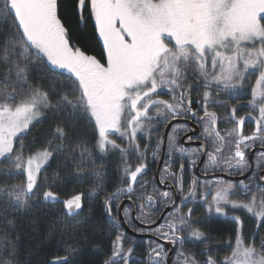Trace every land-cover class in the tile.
<instances>
[{
	"label": "snow or ice",
	"instance_id": "snow-or-ice-1",
	"mask_svg": "<svg viewBox=\"0 0 264 264\" xmlns=\"http://www.w3.org/2000/svg\"><path fill=\"white\" fill-rule=\"evenodd\" d=\"M60 9V0H0V264H32L21 259L22 251L28 257L34 254L22 245V234L25 228L38 232L41 211L49 220L43 242L56 244L44 264H78L86 250L103 254L105 239L109 247L101 264H136L135 242L120 228L121 212L123 223L131 218L130 209L121 207L123 201L135 204V219L146 226L156 224L151 216L158 201L165 207L176 205L170 192H158L155 185L149 191L143 179L156 124L181 118L203 128L200 148L189 164L195 167L206 156L205 175L211 169L242 176L249 168L246 153L257 142L264 149V91L257 95L253 88L247 117L230 108L224 117L234 121L230 129H222L217 112L210 111L216 105L229 107L221 94L242 87L250 70L258 72L257 84L264 86V0H70L71 14L79 22H93L102 42L99 59L71 43ZM37 71L60 75L59 89L34 83L32 73ZM194 85L202 90L195 101ZM47 113L54 124L46 139L36 151L26 149L33 122ZM245 119L255 122L251 134L243 130ZM80 120L93 129L92 147L84 139H72ZM163 143V138L155 143L153 157ZM168 147L160 183L168 178L174 182L180 205L189 198L195 202L202 186L198 179L194 176L185 190V164L180 163L178 173L171 171L173 153L186 149L177 147L172 134ZM97 154L120 157L115 191L106 189L108 174L97 163ZM133 156L135 164L130 162ZM54 159L59 163L48 176L45 165L50 167ZM258 160L257 169L264 173V151ZM14 177L22 179L13 183ZM69 184L71 192L66 191ZM203 187V215L177 206L151 229L157 241L181 249L186 242L210 247L218 241L202 228L226 217L229 209L245 210L264 229V174L254 172L247 183L239 181L242 198L233 199L238 192L232 183L216 181L211 199L208 189L213 185ZM96 207L103 210L100 220L94 218ZM232 219L235 239L223 241L230 255L218 259L205 249L201 260L181 250L179 264H264V237L257 242L259 233H254L246 241L240 217ZM133 231L142 234L145 229ZM166 257L164 244L149 243L148 264H165Z\"/></svg>",
	"mask_w": 264,
	"mask_h": 264
},
{
	"label": "trees",
	"instance_id": "trees-1",
	"mask_svg": "<svg viewBox=\"0 0 264 264\" xmlns=\"http://www.w3.org/2000/svg\"><path fill=\"white\" fill-rule=\"evenodd\" d=\"M61 3V9L60 14L61 17L66 21L67 25L70 28V39L71 43L77 47H79L82 51H84L88 55H94L98 59L102 57L103 49H102V42L99 41L98 36L96 35L94 31V26L92 21H88L87 23H81L77 20V18L71 14L70 11V0H60ZM66 75V74H65ZM33 82L36 84L43 85L45 90L49 88H57L59 89L60 82L62 80V77L60 75L57 76H42V74L37 71L32 73ZM222 98L226 99L228 101L229 107L225 108L221 105H216L210 108V111H216L218 116L220 117V123L219 126L224 129L234 126V121L226 122L224 121L225 116L230 115V108L232 106H235L238 108V116L247 117V113L250 110L245 106L247 104V101L249 100V92L245 87H240L238 89L232 90L229 93H222ZM202 96V93L198 96V98ZM196 105V104H195ZM54 124V118L52 114L47 113L43 117L40 118V122H37L35 126L31 129V134L28 135L24 141L26 149L30 151H36V149L44 142V140L47 137L48 130L53 126ZM167 126V125H166ZM166 126L163 125V123L156 124L154 128L151 129V144L149 146L150 150L146 152L147 157V172L143 176L144 181H147V188L149 191L152 190V186L155 185L158 192H164L159 189L156 183V177H157V169L161 160L162 155V147L161 145L160 153L158 154V158L153 157L152 153L153 151H156L155 149V143L163 138L164 140V134ZM176 132H171L172 135L176 136V145L177 147H182L180 143V139L183 135V133L186 131L184 127L181 125L175 126ZM243 130L245 134H251L253 131H255V122L250 119H245V124L243 126ZM74 132L76 135L72 136L73 141L78 139H84L89 147H92L95 143L93 136V129L91 126H89L88 122L86 120H80L74 129ZM35 143L36 148H30V146ZM141 147L144 146V140L140 141ZM192 150V149H191ZM185 151L184 153H179L180 157L177 155L176 152L173 153V156L171 158V171L173 172H179V165L181 162L185 164V170L183 173L185 182V188L187 190V186L191 183V180L193 179L194 169L190 167L189 164V152L191 151ZM169 147L166 157V162H168L169 157ZM184 155V158H181V155ZM175 158V159H173ZM192 158V157H191ZM130 162L135 164L136 159L135 156L130 158ZM59 163L58 159H54L50 163V167L48 168V172L46 175L50 176L51 173L56 169L57 164ZM97 163H103L105 167V171L107 172V179H106V189L109 192L115 191L116 187L120 184V176L121 173L119 171L120 166V157L117 155H108V156H99L97 154ZM165 168V165H164ZM163 168V169H164ZM0 179H3L0 177ZM22 179V177H14L12 178L11 182L16 183L19 182V180ZM168 180V179H167ZM172 182V181H171ZM174 183V182H172ZM84 187H87L85 185ZM73 188V185L69 184L66 186V191L71 192ZM173 198V196H172ZM102 199V197H101ZM159 203V204H158ZM167 207L162 206L161 202H157V207L153 210L152 219H155L156 222L160 219L161 214ZM87 210V209H86ZM195 215L197 217H200L204 213L203 208H196ZM94 218L97 220H100L103 216V210L102 208L96 207L94 209ZM38 216L41 217L40 223L38 224V232L32 233L28 232L27 228H25V233L22 234V245L24 247H30L34 250V254L31 257H28L26 253H23L21 255V259H30L32 264H44V261L48 259L52 252L56 248L55 242L47 243L43 242V237L46 233L47 224L49 223V220L45 219L43 217V212L37 213ZM130 220L129 224L131 227L139 228L135 225L132 219V212L130 210ZM240 217V220L243 224L242 228V234L246 241L251 240L254 233H259V235L256 236L257 242L261 237H264V229H258L256 227V219L252 217L250 214L240 212L238 214ZM235 221H229V220H222L215 218L211 224L207 228H202V230L209 231L211 233V236L218 241V243H215L213 245L206 246L200 242H196L193 244L192 242H186V245H184V248L181 249L179 246H177V256L175 258L174 264H179V261L181 260V257L178 256V253L183 250L186 254H194L197 256L198 259L203 260L204 257L200 256V253L207 249V251H210L215 254L216 258L223 259L224 256L230 255V252L226 249L225 244L223 241H226L228 239H232L234 241L235 239ZM120 228L122 231V226L120 225ZM139 233V232H138ZM143 233H151V231L147 232L144 231ZM126 234V233H125ZM127 237H129L132 241L135 242V253L134 256L136 258V264H148L147 260V250L149 248L150 242H157L152 239L147 240H141L134 237H131L126 234ZM96 243V242H94ZM104 245V253L103 254H97L92 253L88 250L84 251L81 254V257L78 261V264H101L102 260L104 259L105 255L107 254V249L109 247V242L107 239H105L103 242ZM167 264V261L165 262Z\"/></svg>",
	"mask_w": 264,
	"mask_h": 264
},
{
	"label": "water",
	"instance_id": "water-1",
	"mask_svg": "<svg viewBox=\"0 0 264 264\" xmlns=\"http://www.w3.org/2000/svg\"><path fill=\"white\" fill-rule=\"evenodd\" d=\"M178 124H187L190 128L189 130V133H187L182 139H181V144H182V147L184 149H186V152L188 150H190L191 148L193 147H198L200 148V144H201V141L200 140H195V139H199L200 136H201V127L195 123L193 120H188V119H176V120H173L170 124L167 125V129L165 131V135H164V143H163V148H162V155H161V160H160V164H159V167H158V172H157V183L160 187L161 190L167 192V191H170L173 193L174 195V199L176 200V205H172V206H169L165 209V211L162 213L160 219L156 222V224H152V225H144V224H141V222L137 219H135V216H136V206L135 204L131 203L130 201H127V200H124L121 207H127L129 206L132 210V218H133V221L134 223L139 227V228H144L146 231H151V229H154L156 227H158L160 224L164 223V217L168 216V214L170 212L173 211L174 208H176L178 205H179V201H180V197H179V194L176 190V187L171 183V182H167V183H160V176H161V171L163 169V166H164V162H165V159H166V154H167V148H168V135L171 133L172 129L174 126L178 125ZM188 137H193L192 140H189ZM264 149H261V148H257L255 149L253 152H252V155H251V170L250 172L242 179H245L247 177H249L252 172L254 171V168H255V162H254V156L257 152L259 151H263ZM206 156H203L202 155V158L200 160V163H199V166L197 168V173L200 175L201 174V169L206 161ZM261 174H264V173H261ZM213 177V176H212ZM203 178L205 179H210L211 177L210 176H203ZM120 219H121V226H122V229L124 230V232L131 236V237H134V238H137V239H141V240H147V239H152V240H155L157 241V237L156 236H153L151 234H140L136 231H133V228L130 226L129 223H123V220H124V215H123V212L120 213ZM159 243H162L164 244V248H165V251L167 253V264H174L175 262V258H176V254H177V246L174 247L173 245H170V244H166L164 243V241H158Z\"/></svg>",
	"mask_w": 264,
	"mask_h": 264
},
{
	"label": "flooded vegetation",
	"instance_id": "flooded-vegetation-1",
	"mask_svg": "<svg viewBox=\"0 0 264 264\" xmlns=\"http://www.w3.org/2000/svg\"><path fill=\"white\" fill-rule=\"evenodd\" d=\"M202 93V90H200V91H198V90H196V86L194 85V90L192 91V93H191V96H192V99H193V101H195V100H197L198 99V96L200 95ZM193 107H194V109H199V105H193ZM202 114V113H201ZM181 119V118H180ZM188 120H190V119H188ZM194 122H195V120H193ZM182 127H184L185 129H186V131L183 133V135L182 136H184V135H186L188 132H189V130H190V128H189V126L187 125V124H180ZM202 128V127H201ZM202 132H203V128H202ZM195 140H200L201 141V137L199 138V139H195ZM257 148H260L259 147V142H257V145H256V147L255 148H253V149H251V150H249L247 153H246V158H247V161H248V164H249V168H248V170L244 173V175H227L226 173H222V172H220L219 170H216V171H213V170H211V169H209V171H208V173L205 175L204 174V172H203V169H204V167H205V163H204V165H203V167H202V169H201V174L199 175L198 173H197V168H198V166H199V163H200V160H201V157L202 156H200L199 157V159H197L196 160V166L195 167H192V169H194V174H193V177L195 176L197 179H198V181L201 183V188L198 190V195H197V199H196V201L195 202H191V198H189V201H185V205H180V202H179V207L181 208V210L182 211H187V208L188 207H191V208H193L194 210L196 209V208H203L202 207V201L200 200V198H199V192H202V191H204L205 189H204V187H203V185L205 184V183H208V184H212L213 185V188L212 189H208V196H209V199H211V196L212 195H214V187H215V182L216 181H218V180H221V181H224V182H227V183H232V184H234V185H237V192H238V195L237 196H234L233 197V199H237V198H242V196L239 194V181L240 180H244L246 183L249 181V179L252 177V174L255 172V173H257V175H260L261 174V172H259V170L257 169V164H258V162H261V161H259L258 160V157H259V153L261 152V151H259V152H257L256 154H255V156H254V162H255V168H254V171L252 172V174L249 176V177H247V178H245V179H242V178H244L249 172H250V170H251V155H252V152L255 150V149H257ZM192 150L189 152V159H191V157H192V153L193 152H197L198 150H199V148L198 147H193V148H191ZM264 151V150H263ZM185 156L182 154L181 155V158H184ZM194 157H192V159H193ZM207 160V159H206ZM206 162V161H205ZM232 171L233 172H235L236 171V169H232ZM147 172V171H146ZM203 176H210L211 178L210 179H205V178H203ZM213 176V177H212ZM183 179H184V176H183ZM168 180L166 179L165 180V182H167ZM156 183H157V179H156ZM185 183V182H184ZM257 183H259V181H257ZM185 190H186V188H185ZM128 208H129V206H127ZM130 209V208H129ZM240 212H244V213H247L245 210H242V209H236V210H232V209H229L228 210V214H229V217L228 218H218V219H222V220H229V221H234L233 219H232V217H234V216H238V214L240 213ZM248 214V213H247ZM217 218V217H216ZM255 218V217H254ZM186 245V244H185Z\"/></svg>",
	"mask_w": 264,
	"mask_h": 264
},
{
	"label": "rangeland",
	"instance_id": "rangeland-1",
	"mask_svg": "<svg viewBox=\"0 0 264 264\" xmlns=\"http://www.w3.org/2000/svg\"><path fill=\"white\" fill-rule=\"evenodd\" d=\"M258 79H259V74H258V72H255V71H251V70H250V73L246 75V78H245V81H244V84H243L242 87H245V86H246V88H247V90H248V92H249V99H251V94H252V90H253V88H255V89L257 90V95H259L261 91H264V86H262V85H258V84H257V80H258ZM163 98L167 99L168 97H167V96H164ZM245 106H246L247 108H249V107L247 106V104H245ZM33 123H34V125H35L37 122L34 121ZM153 128H154V127H153ZM160 149H161V147H160ZM160 149H159L157 155L155 156L156 159L158 158V154L160 153ZM176 153H177V155L180 157V154H179L178 152H176ZM172 156H173V155H172ZM173 159H175V158H173ZM191 159H192V158H191ZM175 160H176V159H175ZM50 163H51V161L49 162V164H50ZM171 163H172V162H171ZM45 167H48V165H45ZM147 168H148V167H147ZM146 171H147V169H146ZM168 180L171 181L170 178H168ZM158 204H159V203H158ZM228 217H229V214H228L226 217H217V218H228ZM229 218H230V217H229ZM166 258H167V257H166ZM181 259H182V257H181ZM165 262H166V260H165Z\"/></svg>",
	"mask_w": 264,
	"mask_h": 264
}]
</instances>
